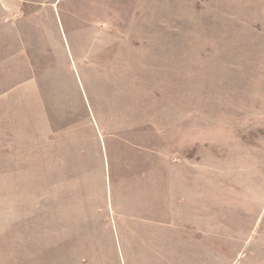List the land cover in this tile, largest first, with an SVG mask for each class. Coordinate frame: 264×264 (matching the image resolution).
Returning a JSON list of instances; mask_svg holds the SVG:
<instances>
[{
	"label": "rangeland",
	"instance_id": "374dc122",
	"mask_svg": "<svg viewBox=\"0 0 264 264\" xmlns=\"http://www.w3.org/2000/svg\"><path fill=\"white\" fill-rule=\"evenodd\" d=\"M0 264H264V0H0Z\"/></svg>",
	"mask_w": 264,
	"mask_h": 264
}]
</instances>
